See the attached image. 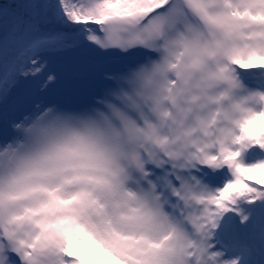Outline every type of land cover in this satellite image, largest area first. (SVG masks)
Returning <instances> with one entry per match:
<instances>
[{
    "label": "snow or ice",
    "instance_id": "6c2138e0",
    "mask_svg": "<svg viewBox=\"0 0 264 264\" xmlns=\"http://www.w3.org/2000/svg\"><path fill=\"white\" fill-rule=\"evenodd\" d=\"M245 17L264 23V0H2L0 167L11 165L22 150L41 146L31 174L46 179L51 175L49 149L60 143L138 139L140 118L155 102L152 77L170 39H183L187 30L200 25L231 35L245 26ZM73 50L98 59L84 66L78 86L84 98L70 106L49 99L59 84L50 58ZM234 63L253 86L264 84L259 75L264 72V56L253 51L251 59ZM259 95L264 99V92ZM255 115L258 119L264 113ZM252 139L264 148V139ZM239 155L228 152L210 158L214 166L227 165L233 171V180L215 192L197 179L202 166L177 168L156 161L146 149L133 155L136 171L128 178L160 202L175 230L201 256L207 255L210 264H238L223 261L222 253L212 251L210 240L223 214L233 211L239 198L247 197L249 203L264 198V164L241 166ZM81 181L93 183L94 178L74 176L62 178L56 187L41 185L48 196L43 211L54 217L43 227L45 247L52 249L50 264H159L163 243L146 235L118 233L111 221L92 211L104 207L96 189L64 190V185ZM95 183L101 192L111 186L107 181ZM40 240L37 236L21 253L12 234L0 233V264H34ZM77 247L94 257L86 262Z\"/></svg>",
    "mask_w": 264,
    "mask_h": 264
},
{
    "label": "clouds",
    "instance_id": "9594fccd",
    "mask_svg": "<svg viewBox=\"0 0 264 264\" xmlns=\"http://www.w3.org/2000/svg\"><path fill=\"white\" fill-rule=\"evenodd\" d=\"M241 23L245 26L231 35L200 25L187 30L183 39H170L152 77L155 102L140 118L138 139L60 143L49 149L51 175L46 179L31 174L41 146L22 150L11 165L0 167V233L12 234L21 253L41 236L33 252L34 264H50L52 249L45 247L43 227L54 217L43 211L48 196L41 185L56 187L62 178L92 177L93 183L64 185V190L96 189L104 207L92 211L111 221L118 233L146 235L163 243L159 264H210L207 255L201 256L188 238L175 230L160 202L128 177L136 171L133 155L144 149L156 161L177 168L203 166L216 171L219 168L211 163V157L260 147L252 138L264 139V116L257 119L255 115L264 113V99L260 91L247 88L234 61L251 59L253 51L264 56V36L258 35L264 33V23L247 17ZM95 180L111 186L101 192Z\"/></svg>",
    "mask_w": 264,
    "mask_h": 264
},
{
    "label": "rangeland",
    "instance_id": "374dc122",
    "mask_svg": "<svg viewBox=\"0 0 264 264\" xmlns=\"http://www.w3.org/2000/svg\"><path fill=\"white\" fill-rule=\"evenodd\" d=\"M97 59V56L84 50H73L51 57L50 67L56 74L59 84L49 99L70 106L81 102L84 97L78 91V86L82 80L83 68L87 63ZM259 75L264 80V72ZM240 78L247 88L264 92V84L253 86L241 72ZM237 163L244 167L264 164V150L260 147H251L240 153ZM196 175L197 179L212 192L222 189L233 180V171L227 165L216 171L202 166ZM245 175L251 179L252 174ZM232 207L233 211L224 213L213 231L210 240L213 245L212 251L222 253L223 261L237 260L238 264H264V198L256 199L252 203L248 202L247 197L239 198ZM243 217L247 219H242ZM217 236L225 247L218 245ZM77 251L86 262L89 257H94V253L87 249L81 250L77 247Z\"/></svg>",
    "mask_w": 264,
    "mask_h": 264
},
{
    "label": "trees",
    "instance_id": "16d2710c",
    "mask_svg": "<svg viewBox=\"0 0 264 264\" xmlns=\"http://www.w3.org/2000/svg\"><path fill=\"white\" fill-rule=\"evenodd\" d=\"M0 2H2V0H0Z\"/></svg>",
    "mask_w": 264,
    "mask_h": 264
}]
</instances>
